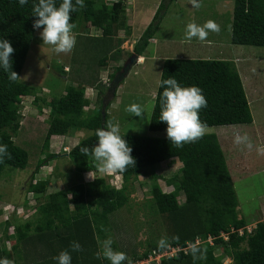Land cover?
<instances>
[{"label": "trees", "instance_id": "trees-1", "mask_svg": "<svg viewBox=\"0 0 264 264\" xmlns=\"http://www.w3.org/2000/svg\"><path fill=\"white\" fill-rule=\"evenodd\" d=\"M59 2L57 0V4ZM122 2L117 0L111 5L103 2L101 7H97L94 0H84V6H78L71 15L70 23L75 24L79 20L101 30V36L85 35V44L91 43V48H94L93 39L98 41L95 48H101L100 54L103 55L98 63L100 67L105 64V56L115 48L112 41L116 40L118 32L125 26ZM32 6L33 0L23 7L17 0H0V37L11 42L14 49L11 54L12 70L18 74L13 82L8 79L7 73L0 70V144L7 145L11 153V159L5 158L0 162V180L8 171L7 168L25 169L28 164V152L14 140L21 129V104L28 96H33L35 103L50 105L45 148L49 147L53 136H65L75 129L92 131L91 135L73 146L67 156L80 175L87 172L95 175L99 169L90 153L96 143V130L111 121L107 112L109 105L103 110L102 103L85 110L90 100L85 95L87 85L84 86V83L94 85L98 77L93 81L85 80L82 85L69 86L63 96L52 98L51 101H46L37 94V90L20 80L36 30L33 28L35 17L31 12ZM165 6L163 2L160 4L152 21L134 45L136 56L143 55L150 39L157 32L163 18L159 12L165 11ZM116 41V48L119 49L123 41L118 40L119 44ZM230 42L264 47V0H234ZM120 67L117 66L116 70ZM170 76L182 86L196 85L202 89L207 106L199 110V117L206 126L253 122L241 75L232 61L169 58L163 63L160 81ZM160 81L148 125L151 131L166 130V124L158 121L160 93L163 91ZM122 134L126 135L132 147L135 164L123 172L116 171L122 176L121 187L117 188L105 178L95 176L91 181H82L48 193L51 184L49 179L31 182L29 191L37 199L45 194V199L40 203L34 221L17 224L13 235L8 233L10 220L5 222L4 236L12 240V246L9 251L4 250L2 247L5 242L0 238V260H13L16 264H20V260L24 264H57L53 257L62 250L71 251V242L78 241L81 250L71 252V264H109L107 260L97 259L95 253L99 248L98 241L106 239V232L110 231V215L128 202V185L138 178L144 167L179 158L182 165L178 173L166 180L174 190L165 192L157 183H153L151 188V206L164 219L167 230L164 238L168 244L165 248L158 247V238L149 241L147 248L141 252L124 251L132 264L148 261L149 257L171 248L179 250L173 255L161 257L159 261L152 260L151 264H223L226 257L232 259L230 264H264V220L257 222L251 231L246 228L247 222L239 214L231 172L216 134L206 133L180 148L171 145L167 137ZM85 146L89 148L88 156H83L79 151ZM47 159L45 157L38 161L36 169H40ZM180 193L185 197L183 204L177 199ZM240 229L242 232H239ZM222 235L227 236V240ZM209 237L214 239V244L209 241ZM192 244L203 250V259L193 260L190 254ZM218 247L221 249L220 254H216Z\"/></svg>", "mask_w": 264, "mask_h": 264}, {"label": "rangeland", "instance_id": "rangeland-1", "mask_svg": "<svg viewBox=\"0 0 264 264\" xmlns=\"http://www.w3.org/2000/svg\"><path fill=\"white\" fill-rule=\"evenodd\" d=\"M114 1L117 0H94L97 7H101L103 2L111 5ZM121 1L125 12V29L118 32L115 37L117 41H112L115 48L105 56V64L102 67L98 65L103 56L100 54L101 48H95L98 41L93 39L94 48L90 47L91 43L85 44V35L101 36V30L78 20L72 30L76 43L67 53L53 52L50 45L42 42L40 29L35 30L20 80L37 90V94L46 101H51L52 98L58 99L63 96L69 86L82 85L83 81H93L98 77L94 85L84 83V86L87 85L85 95L90 100L85 110L101 103L103 110L109 105L107 110L109 117L113 123L119 124L122 133L166 137V130L151 131L148 127L165 59L232 61L241 75L253 122L206 126L204 134H216L230 168L239 202V214L244 216L246 228L252 230L257 222L264 220V47L230 42L234 0H199V7H193L191 0H173L172 3L171 0ZM161 2L169 5L165 6V11L159 12L160 15L163 14V18L158 24L157 32L150 39V44L143 55L136 56L131 62L134 45L152 21ZM158 18L159 16L154 23ZM209 20L218 24L220 29L218 32H209L203 42L196 38L191 41L185 39V28L188 23L203 25ZM118 40L123 41L122 45L118 46L119 49L115 45V41L118 43ZM126 64L129 66L128 71L122 76ZM119 65L120 69L116 70ZM116 78L120 84L112 95L109 89ZM23 101L20 109L21 129L14 136V140L28 152V164L25 169L7 168L8 171L0 180V238L5 242L2 248L7 251L12 246V240L4 236L5 222L10 220L8 233L13 235L17 224H23L28 220L34 221L40 203L45 199V194L37 199L35 194L29 191L31 182L49 179L51 184L48 193L82 181H91L95 176L105 178L109 184L117 188L123 184L121 175L116 172L105 173L99 170L95 175L92 172L82 175L76 172L67 153L81 139L91 135L90 130L75 129L65 136H53L49 147L45 148L50 105L35 103L33 96L25 97ZM132 104L142 107L143 114L140 117L126 111ZM237 132L248 135L251 147L233 142ZM50 155L54 156L49 157ZM45 157L48 159L37 170L38 161ZM181 165L180 159L175 158L173 161H165L155 166H146L138 178L128 185V202L110 215V231L106 232V238L111 237L113 240L114 250L126 253L141 252L147 248L149 241L166 235L163 217L151 206V188L153 183H157L163 191L172 192L174 187L167 184L166 180L178 173ZM177 199L183 204L185 201L183 193L178 194ZM222 237L227 240V236ZM213 240L212 237L209 239L212 244ZM220 253L221 249L218 247L216 254ZM13 256L16 257L15 253ZM19 262L24 264L23 260ZM151 262L149 257L148 261H140L138 264ZM231 262L230 257L223 260V264ZM7 264L16 263L11 260L7 261Z\"/></svg>", "mask_w": 264, "mask_h": 264}, {"label": "clouds", "instance_id": "clouds-1", "mask_svg": "<svg viewBox=\"0 0 264 264\" xmlns=\"http://www.w3.org/2000/svg\"><path fill=\"white\" fill-rule=\"evenodd\" d=\"M17 2L23 7L29 0H17ZM191 2L193 7L200 6L199 0H191ZM78 6L82 8L84 0H60L59 4H57V0H33L31 9L32 15L35 17L33 28L40 29L39 35L42 42L50 45L56 54L70 52L76 43L72 31L74 24L70 23V19L71 15L77 11ZM219 30L218 24L212 20L203 25L188 23L185 28V39L191 41L196 38L203 42L209 32H218ZM13 52L11 42L0 37V70L7 73L8 79L14 82L18 74L12 70L11 54ZM160 87L163 91L160 93L158 121L166 124V137L171 145L180 148L184 144L195 142L201 138L206 125L199 117V110L207 106L202 89L196 85L182 86L171 76L160 81ZM126 111L136 117L143 114L142 107L137 104L127 107ZM125 136L122 134L119 124L112 121L106 122L103 127L96 130L97 139L90 154L100 171L105 173L123 172L128 166L135 164V159L131 154L132 147ZM233 142L237 145L245 144L247 147H251L247 134L241 135L237 132ZM79 151L83 156L89 155L87 146L81 147ZM5 158L11 159V153L8 152L7 145L0 144V162ZM88 175L91 176L89 173ZM248 231H251L250 228ZM239 232H242V229ZM112 244L111 237L98 241L99 248L95 253L96 258L107 260L109 264H132L131 258L123 251L114 250ZM167 244L168 240L164 237L157 241V246L160 248H165ZM69 247L71 251L62 250L53 257L57 264H71V252L81 250L78 241L71 242ZM190 254L194 261L198 258L203 259V250L196 244L190 246ZM0 264H7V261L0 260Z\"/></svg>", "mask_w": 264, "mask_h": 264}, {"label": "water", "instance_id": "water-1", "mask_svg": "<svg viewBox=\"0 0 264 264\" xmlns=\"http://www.w3.org/2000/svg\"><path fill=\"white\" fill-rule=\"evenodd\" d=\"M135 57H136V55L133 54V55L130 57V61L133 62ZM128 67H129L128 64H126V66L124 67V70H123V74H122V76H123L124 74H126V72L128 71ZM119 84H120V82H119V79H118V78H116V79L113 80V83L111 84V88L109 89V90L111 91L112 95H114V91H115L116 87H117Z\"/></svg>", "mask_w": 264, "mask_h": 264}, {"label": "built area", "instance_id": "built-area-1", "mask_svg": "<svg viewBox=\"0 0 264 264\" xmlns=\"http://www.w3.org/2000/svg\"><path fill=\"white\" fill-rule=\"evenodd\" d=\"M211 237H209V239H210ZM177 250H179L178 248H171V249H169V250H166V252H165V254H163V253H160V254H157L156 256H151L150 257V259L151 260H155L156 259V261H159V259L161 258V257H163V256H167L168 254L169 255H173ZM168 255V256H169ZM155 258V259H154ZM134 264H138V263H134Z\"/></svg>", "mask_w": 264, "mask_h": 264}, {"label": "crops", "instance_id": "crops-1", "mask_svg": "<svg viewBox=\"0 0 264 264\" xmlns=\"http://www.w3.org/2000/svg\"><path fill=\"white\" fill-rule=\"evenodd\" d=\"M122 45V43L119 45V47ZM87 97V96H86ZM230 169V168H229Z\"/></svg>", "mask_w": 264, "mask_h": 264}]
</instances>
